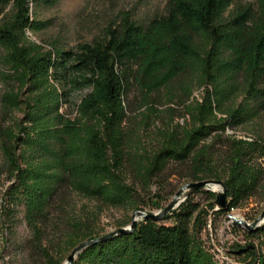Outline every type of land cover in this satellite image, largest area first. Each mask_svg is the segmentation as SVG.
Segmentation results:
<instances>
[{"label":"trees","instance_id":"obj_1","mask_svg":"<svg viewBox=\"0 0 264 264\" xmlns=\"http://www.w3.org/2000/svg\"><path fill=\"white\" fill-rule=\"evenodd\" d=\"M54 3L0 0V172L10 180L0 226L14 235L23 213L32 258L63 264L79 243L108 233L95 209L73 211L67 192L130 211L147 195L163 209L152 182L189 164L191 180L228 187L225 208L214 209L213 190L206 207L190 193L160 219L88 245L71 264H219L203 246L210 213L229 214L264 187V0H166L142 17L119 13L72 48L28 35L51 23L35 8ZM244 228L251 242L236 253L243 264H264V222Z\"/></svg>","mask_w":264,"mask_h":264},{"label":"rangeland","instance_id":"obj_2","mask_svg":"<svg viewBox=\"0 0 264 264\" xmlns=\"http://www.w3.org/2000/svg\"><path fill=\"white\" fill-rule=\"evenodd\" d=\"M166 0H55L54 4H42L36 7L38 18L42 20H50L48 27L38 31H28V35L32 40L44 43L57 42L66 48L75 47L79 42L90 41L94 37L99 36L102 30L106 28L109 23L116 19L121 12L128 11L132 17H142L152 14L153 12H160L163 10ZM2 82L0 80V95L2 92ZM87 90H81L74 94L72 102H78L81 95ZM138 92L134 87L130 92V103L138 106ZM195 96H200V90L196 89ZM166 97H163L161 102L162 110L167 111L166 108L170 104H165ZM67 110L71 115L76 114L74 106H67ZM1 111V100H0ZM133 115V113H130ZM178 119V118H177ZM245 131L237 130L236 134L244 136ZM0 164H2V156L0 153ZM172 173L161 175L152 182V194L158 193L157 197L160 204L168 205L178 193L175 198L176 207L188 195L187 189L182 187L186 183L194 182L187 177L189 171V164L171 165ZM174 170V171H173ZM169 171V172H171ZM137 175L131 172L130 178L135 179ZM10 180L7 179L6 174L0 172V211L3 200V193L9 186ZM215 190H223L222 184L217 181L209 185ZM208 188H203L200 191H193L191 194L195 200L202 206H207L210 201L207 194ZM71 196V209L75 212L82 213L83 209L88 207L90 210L97 211V223L101 232H110L116 229L117 225L126 221L128 218L132 220V214L135 210L130 211L121 207H107L99 205L95 201H90L87 198L67 192ZM190 195V194H189ZM142 205L140 210L144 213H157L161 211L160 208L153 205H147V195L142 196ZM217 204L214 209H218ZM264 209V187L260 188L256 195L244 202L241 207L233 209L229 214L237 216L246 221H254L258 218ZM61 212L58 209L53 210V218L58 222V227L64 228L65 224L58 221ZM19 224L14 228V235L11 234L10 228L0 226V264H30L31 261L36 260L40 262V258H32L31 253L35 252L31 240L30 232L26 222L23 220V213L19 214ZM2 214H0V222H2ZM138 220L143 219L139 215ZM208 227L203 233V246L219 264H243L242 255L236 253L237 244L244 245L250 243V238L246 235L244 226L237 225L225 213H210L208 219ZM54 226H57L54 224ZM55 231L56 229H51ZM13 231V229H12ZM51 231L50 236L55 239ZM53 250H61L56 244V239L53 240ZM256 242V241H255ZM51 244V243H50ZM64 248L62 247V251ZM64 253V252H63ZM66 254V253H64ZM70 254V253H69ZM68 254V255H69Z\"/></svg>","mask_w":264,"mask_h":264},{"label":"water","instance_id":"obj_3","mask_svg":"<svg viewBox=\"0 0 264 264\" xmlns=\"http://www.w3.org/2000/svg\"><path fill=\"white\" fill-rule=\"evenodd\" d=\"M217 182L215 180H200V181H194V182H190V183H186L182 188L183 189H187L186 195H189L191 192H193L194 190L200 188V187H206L210 190H213L216 193V200L215 202L220 206V207H226L228 200H227V190L228 187L225 186L223 183V190H215L209 187V185L211 183ZM179 193V192H178ZM178 193L176 194L175 198L178 196ZM175 198L168 204L166 205L163 209H161V211L157 212V213H144L142 210L137 209L133 212L132 214V221L129 225L123 226V227H119L116 228L113 231L108 232L107 234L101 235L97 238L94 239H87L82 241L81 243H79L75 248H73V250L70 252V254L67 256L66 260L64 261L63 264H71L73 262V260L75 259V257L78 255V253L83 250L85 247H87L90 244L99 242L105 238L111 237L115 234H122L128 231H132L136 228L137 223H138V216L141 215L143 218H153V219H160L163 214L165 212H167L171 207L175 206ZM231 218L235 224L237 225H241L244 226L248 229H253L254 227L260 225L261 223L264 222V209L262 210V212L260 213V215L258 216V218L254 221H246L244 219L238 218L237 216H234L232 214H228V219Z\"/></svg>","mask_w":264,"mask_h":264},{"label":"built area","instance_id":"obj_4","mask_svg":"<svg viewBox=\"0 0 264 264\" xmlns=\"http://www.w3.org/2000/svg\"><path fill=\"white\" fill-rule=\"evenodd\" d=\"M228 132H229V133H234V130H232V129H228Z\"/></svg>","mask_w":264,"mask_h":264}]
</instances>
